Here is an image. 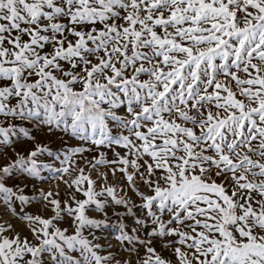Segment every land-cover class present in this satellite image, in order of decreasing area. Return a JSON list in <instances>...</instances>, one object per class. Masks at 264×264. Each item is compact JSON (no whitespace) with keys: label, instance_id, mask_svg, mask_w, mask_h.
<instances>
[{"label":"snow or ice","instance_id":"1","mask_svg":"<svg viewBox=\"0 0 264 264\" xmlns=\"http://www.w3.org/2000/svg\"><path fill=\"white\" fill-rule=\"evenodd\" d=\"M0 264H264V0H0Z\"/></svg>","mask_w":264,"mask_h":264},{"label":"rangeland","instance_id":"2","mask_svg":"<svg viewBox=\"0 0 264 264\" xmlns=\"http://www.w3.org/2000/svg\"><path fill=\"white\" fill-rule=\"evenodd\" d=\"M58 135H60L63 138V140L69 145L79 143L74 138H71V137H69L67 135H64L63 133H58ZM56 146H59V141H57V145Z\"/></svg>","mask_w":264,"mask_h":264}]
</instances>
